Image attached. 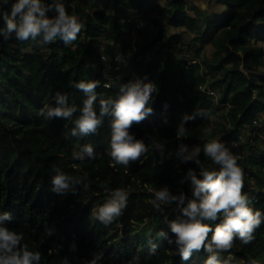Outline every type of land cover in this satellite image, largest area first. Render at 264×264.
Instances as JSON below:
<instances>
[{"label":"trees","instance_id":"trees-1","mask_svg":"<svg viewBox=\"0 0 264 264\" xmlns=\"http://www.w3.org/2000/svg\"><path fill=\"white\" fill-rule=\"evenodd\" d=\"M85 1L88 0H62L83 25L71 44L65 45L57 38L36 48L39 38L19 41L14 34L8 39L0 36V213L7 212L12 217L3 226L23 234L22 244L41 253L40 264H62L64 258L69 264H86L97 255L102 256L98 264H200L190 261L197 251L189 260H181L179 255L170 254L174 244L157 236L142 242L131 234L148 218L159 217L150 203L154 189L167 186L173 194L182 191L192 198L187 171L193 169L200 178L199 168L193 161L177 159L181 145L188 152L199 147L197 158L211 170L213 164L203 153L204 143L222 131L227 133L223 138L229 141L238 139L246 127L264 129V117L259 115L264 110V75L258 73L264 65V0H216L223 9L206 16L203 28L197 25V15L186 12V0H168V6L157 0H124L131 11L144 14L155 9L168 24L185 26L196 33V40L213 42L216 48L211 60L199 59V46L194 54L182 55L177 52L180 35L167 36L164 27H158L152 37L145 36L143 44L137 46L128 60L130 74L123 83L146 76L157 90L149 105L153 114L129 129L143 141L147 151L128 168L109 163L106 150L113 119L110 114L103 118L96 134L86 137L71 135L78 111L69 119H47L40 114L45 105L56 106L52 98L57 92L67 94L69 106L81 107L86 97L73 87L74 82H99L94 105L97 115L99 98H115L118 94L119 86L103 84L100 52L113 53L118 42L126 49L132 22L127 20L122 0H92L97 5H112L114 12L98 7L87 10L80 5ZM4 27L0 20V29ZM106 28L116 40L102 44L98 35ZM208 82L212 88L220 89L227 125L216 123L212 127L211 115L216 106L214 93L207 90ZM200 110L206 111L208 118L188 121L185 136L178 138L176 129L182 118ZM205 128L211 130L207 136ZM86 144L93 146L96 159L73 160L72 154ZM154 144L163 146V156ZM237 160L247 171L242 191L249 198V207L264 214V149L249 161L246 157ZM250 166L256 170L251 171ZM55 168L69 175L87 172L89 179L85 183L90 186L86 190L77 187L75 193L66 195L54 193L51 177ZM250 176L257 178L252 187L248 185ZM116 188L128 193L127 207L113 221L122 227L118 247L111 243L113 237H108L104 224L96 222L91 226L86 220L94 203L108 199V193ZM162 215L157 221L159 226L164 216L169 222L180 213L173 203L164 206ZM202 222L214 228L220 218ZM163 231L174 239L168 225ZM253 235L248 244L234 239L231 250L221 253L222 259L231 256L230 264H249L250 259L264 264V222ZM118 236L115 233L114 237ZM73 243L74 252L69 250ZM153 245L154 252L150 251ZM200 253L209 255L203 249Z\"/></svg>","mask_w":264,"mask_h":264},{"label":"clouds","instance_id":"clouds-1","mask_svg":"<svg viewBox=\"0 0 264 264\" xmlns=\"http://www.w3.org/2000/svg\"><path fill=\"white\" fill-rule=\"evenodd\" d=\"M49 12H54V15L49 17ZM0 20L5 25L0 29V36L5 39L14 34L19 41L39 38L38 43L43 45L51 44L57 38L65 45L71 44L83 27L76 16L67 13L62 0H52L51 3H45V0H0ZM98 86V81L74 82L73 87L86 97L81 107L69 106L67 94L57 92L52 98L56 106L45 105L40 114L47 119H69L78 111L79 115L74 120L71 135L82 137L96 134L103 118L110 114L113 119L110 122V139L106 154L111 166L128 168L147 151L143 141L136 139L129 129L134 123L139 124L153 114L149 105L153 99L152 94L157 90L156 85L147 80L146 76L136 77L121 84L115 98H99L97 115L94 105L98 99ZM208 116L204 110L184 116L177 125V137L185 136L188 121L197 117L207 119ZM210 131L205 128V136ZM154 148L163 156L162 145L154 144ZM199 152V147L188 152L185 145H181L176 152L178 160L184 163L193 161L199 168L200 178H197L193 169L187 171L186 178L191 181L192 198H187L182 191L173 194L167 186L153 190L154 198L150 203L154 210L163 213L164 206L175 203L180 213L168 222L174 239L163 230H160L157 236L166 240L169 245L174 244L175 248L170 250V254L179 255L181 260H189L193 251L203 249L209 253L204 264H230L233 257L222 259L221 253L229 252L236 238L244 244L250 243L254 239L255 230L264 222V214L249 207V198L242 191L243 170L224 143L219 139H212L203 145L205 157L216 166L211 170L197 158ZM72 159L95 160L96 153L92 145L86 144L72 154ZM54 173L51 177V190L58 195L75 193L77 187L86 190L90 186L85 183L89 179L87 172L82 175H69L60 168H55ZM108 197L91 213L105 226L123 214L127 207L128 193L116 188L108 193ZM11 218L7 212L0 213V264H40L41 253L30 251L26 243L22 244L23 234L3 226L4 222ZM218 218L220 222L216 223L214 228L202 222L216 221ZM155 247L153 245L150 251L154 252ZM69 250L76 251L75 243L70 245ZM101 259L102 256L97 255L86 264H98ZM62 264H69L68 259L64 258ZM249 264H259V261L250 259Z\"/></svg>","mask_w":264,"mask_h":264},{"label":"rangeland","instance_id":"rangeland-1","mask_svg":"<svg viewBox=\"0 0 264 264\" xmlns=\"http://www.w3.org/2000/svg\"><path fill=\"white\" fill-rule=\"evenodd\" d=\"M123 1V2H122ZM121 1V4L126 8L127 10V16H135L137 12L131 11L130 9L124 2V0ZM161 5L168 6V0H157ZM72 3V2H71ZM87 10H94L95 7L98 8H105L106 12H114V7L112 5H109L108 7H105L103 4L97 5L95 2H92V0H88L85 2H82L80 4ZM64 7L69 15H73L71 10H69L68 5L64 3ZM223 9V6L220 5L219 3L216 2V0H186V12L189 15H197L198 21L197 25L199 27H205L204 21L206 16L212 15L215 12L220 11ZM156 11L155 9H150V12ZM157 12V11H156ZM49 17L54 15V12H49L47 13ZM76 16V14H75ZM158 27H164L165 28V33L167 36H171L174 34H179L180 35V40L177 43L178 44V49L177 52L181 53L182 55H191L194 54V49L199 46V59L202 61L204 59L211 60L212 55L214 54L215 51V45L213 42H207V43H202L199 40H196V33L192 32L188 29L185 28V26H175V25H170L167 23L165 18H162L161 21L158 22ZM108 28V27H107ZM106 28V29H107ZM158 29V28H157ZM157 30L151 33L150 35L147 36H154L156 34ZM99 39L101 40L102 44L104 43H112L114 42L115 35L110 32L109 29L102 30L99 35ZM143 44V43H142ZM158 44V43H157ZM156 44V45H157ZM36 48L42 47L43 44L36 43L34 44ZM33 45V46H34ZM259 74L264 75V65H262L259 68ZM210 78V76H208ZM211 81V80H210ZM208 85L210 86L209 82ZM209 89L214 92L213 95V101L214 105L216 106V111L211 115L212 119V127L216 125V123H222L228 124V120L226 119V105H224L222 102H220V89L215 87L212 88L211 86ZM213 89V90H212ZM260 117H264V110L259 113ZM227 134L225 131H222L215 139H219L222 143L225 144V146L230 150V152L235 156L237 165L239 166V162L237 159L242 160L244 157H246V161H249V157H257L260 155V152L262 149H264V129L263 130H252L250 127H246L241 130V133L238 135L240 138L237 140H232L227 141L224 139V135ZM256 137V138H254ZM236 142V143H235ZM230 143V145H229ZM245 160V159H244ZM245 161V164H246ZM241 166V165H240ZM216 167L213 165V168ZM251 171H255L256 168L254 166H250ZM243 176L246 175L247 177V171L243 170ZM249 175V173H248ZM249 187L254 186V182L257 178L250 176L249 177ZM107 198H102L98 200L97 202L94 203L93 208L91 209L89 216L86 217L87 222L90 224H95L96 222H99L96 220L91 213L100 205H102ZM85 205V202L82 203V206ZM157 215L159 217H150L146 220L145 223L140 225V228L136 231L133 232L131 235L134 240L140 239L142 242L145 241V239L148 237L152 236H157L158 232L160 230H164L166 225H168L167 221V216H164L163 219V225L159 226L157 221L158 219L162 218V213L157 212ZM100 223V222H99ZM91 224V226H92ZM103 226V224L101 223ZM103 228L107 231L108 237H113L110 241L111 243H114L116 247L118 245L120 246V242L122 240V227L120 223L112 222L111 224H108L107 226H103ZM119 228V229H118ZM119 234L118 237H114L115 233ZM158 237V236H157ZM162 241V239H161ZM207 259L206 254L200 253V251H197L194 256L190 259L192 263L200 262V264H204L205 260Z\"/></svg>","mask_w":264,"mask_h":264},{"label":"built area","instance_id":"built-area-1","mask_svg":"<svg viewBox=\"0 0 264 264\" xmlns=\"http://www.w3.org/2000/svg\"><path fill=\"white\" fill-rule=\"evenodd\" d=\"M161 19V15L156 11L144 14L137 13L135 16L132 15L127 18L128 21L132 22L129 34L126 37L129 46L124 49L122 42H118L116 44V50L113 53L109 54L103 51L100 52L101 72L102 77L104 78V86L112 87L123 84V78L130 74V71L127 68L129 58L134 54L137 46L143 43L145 36L150 35L157 30L158 22L161 21ZM207 90L209 93H214V91L211 92L209 88H207ZM253 122L257 123L256 120H253ZM237 138H240V136ZM239 167L244 170L242 166L239 165Z\"/></svg>","mask_w":264,"mask_h":264}]
</instances>
